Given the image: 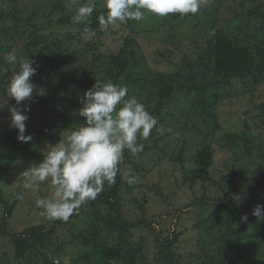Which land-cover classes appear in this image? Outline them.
Instances as JSON below:
<instances>
[{
	"label": "trees",
	"instance_id": "obj_1",
	"mask_svg": "<svg viewBox=\"0 0 264 264\" xmlns=\"http://www.w3.org/2000/svg\"><path fill=\"white\" fill-rule=\"evenodd\" d=\"M86 3L0 0V174L26 169L43 140L57 143L82 126L79 98L95 81L127 86L164 131L138 141L137 156L126 151L116 183L67 222L15 230L8 221L19 194L8 201L0 189V238L8 248L0 264H264V221L252 215L264 206V0H209L187 16L146 11L142 21L107 32L99 27L106 13L99 0L90 22L72 23ZM85 28L96 31L94 39L85 41ZM10 52L16 65L3 59ZM26 57L45 95L22 102L32 137L22 142L6 88ZM242 96L249 104L230 129L232 106L226 116L220 110ZM38 110L45 118L31 120ZM150 172L159 174L156 182ZM126 174L138 182L129 185ZM168 185L181 190L180 199ZM158 204L164 212L149 214Z\"/></svg>",
	"mask_w": 264,
	"mask_h": 264
},
{
	"label": "clouds",
	"instance_id": "obj_2",
	"mask_svg": "<svg viewBox=\"0 0 264 264\" xmlns=\"http://www.w3.org/2000/svg\"><path fill=\"white\" fill-rule=\"evenodd\" d=\"M77 3V0H73ZM207 0H103L106 13L98 16L100 30L109 31L118 24L129 20L142 21L145 12L159 17L178 13L181 16L195 15ZM96 6V0H87L81 4L72 16V23L85 24ZM96 31L84 29V39H94ZM8 64L16 65L17 56L8 53L3 57ZM34 61L28 57L19 62L6 88V95L17 105L33 99V93L43 96V88H37L31 77L36 74ZM81 107L78 116L84 124L72 130L63 139L49 145L38 163H32L23 171L24 187L38 191L40 185L48 182L52 191L48 198H37L35 204L42 209L50 221L67 222L88 201L95 200L105 185L116 183L120 164L125 152L137 156L143 151L144 144L152 130L163 134L157 127V120L134 95L129 96L128 88L112 81L95 83L83 92L79 98ZM20 107L10 108L12 126L17 130V139L31 141V135H25L28 117ZM129 185L138 182V178L126 174ZM239 199V198H237ZM252 215L257 221H264V206L257 204ZM247 222V215L241 216Z\"/></svg>",
	"mask_w": 264,
	"mask_h": 264
},
{
	"label": "rangeland",
	"instance_id": "obj_3",
	"mask_svg": "<svg viewBox=\"0 0 264 264\" xmlns=\"http://www.w3.org/2000/svg\"><path fill=\"white\" fill-rule=\"evenodd\" d=\"M99 1L103 2V0H99ZM25 2H28V0H25ZM208 2H209V0H207V3ZM207 3L204 5H207ZM204 5H202V7ZM190 19H192V18H190ZM187 22H191V21H187ZM5 104L6 103L2 99H0V108H3L5 106ZM14 104L16 105V107H20L21 109L23 108V105H24L22 102L20 105H17L15 101H14ZM248 104H249V100H247V98H244L243 96L239 97V98L233 97L231 100L225 101V103L222 105L223 108L220 110L221 114L226 116L227 111H231L230 106H232V109L234 111V114L232 116H230L231 119L225 123L227 127H229L230 129L235 128L233 125V122L238 120V119L240 120V118H242L241 117L242 111H243V109L246 108V106ZM27 108H28V106H27ZM239 114H240V117L238 116ZM30 118H31V120H35V119H41L42 120L45 117L38 110V111H36V113H33L30 116ZM52 144H55L54 141L52 142L50 140H43L41 142V146H42L41 147V153L38 155L37 158L33 159L34 163H38L41 160L40 158H43L42 154L48 149L49 145H52ZM169 145H172V144L169 143ZM33 160L30 162H28V160L25 161L24 166H28V165L32 164ZM24 170L25 169L18 170L16 168H14L11 173L7 172L5 174H0V189L3 192V196L6 199H8V201H11L16 194H19V201L16 204L15 209L12 213V216H11V218H9V221H8V225L15 230H17V229L20 230L21 228H24V227H27L30 225H35L37 223H49L50 222V220H48L44 215H42V211H43L42 209H40V211H38V210H35L31 206H34V204H35L34 200H36L37 198H48L51 194L52 189H51L50 185L46 186V184H44L43 187L39 188L38 191L26 189L24 187V181H23V171ZM148 176H149V180L156 182L159 174L156 172H150ZM169 187L170 186L168 185L165 188V191H167ZM45 189L47 190V192L50 193L48 196L44 195ZM180 191L181 190H179V189L177 190L171 186L169 188V192L168 191L167 192L172 197H174V198L177 197V199H180L181 198L180 196H182ZM156 202H160V201L159 200L154 201V203H156ZM25 207H29L30 212L29 211L25 212ZM163 210H164V206H162L161 204H158V206H155V207L150 206L148 212H149V214H151V213L161 214L164 212ZM2 211H3V207L0 205V215H1ZM169 221H170V218H169ZM182 240H186V241L190 240V237L189 238L184 237ZM6 250H8L6 242L4 241L3 238H0V255H2V253L5 252ZM69 252L76 253V251L74 249H72V251L70 249ZM64 256H67V254H65Z\"/></svg>",
	"mask_w": 264,
	"mask_h": 264
}]
</instances>
